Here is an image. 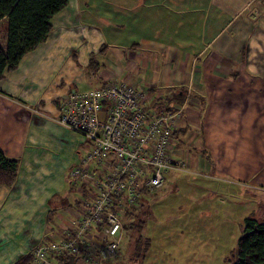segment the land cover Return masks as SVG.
Returning <instances> with one entry per match:
<instances>
[{
  "label": "crops",
  "instance_id": "obj_1",
  "mask_svg": "<svg viewBox=\"0 0 264 264\" xmlns=\"http://www.w3.org/2000/svg\"><path fill=\"white\" fill-rule=\"evenodd\" d=\"M149 1L70 0L48 39L0 79V149L20 161L16 184H0V264L60 240L76 215L78 204L68 205L81 191L69 172L82 159L83 138L57 121L72 90L126 82L145 93L148 106L186 87L175 157L198 141L200 168L235 162L241 193L242 179L259 175L264 0Z\"/></svg>",
  "mask_w": 264,
  "mask_h": 264
},
{
  "label": "built area",
  "instance_id": "obj_2",
  "mask_svg": "<svg viewBox=\"0 0 264 264\" xmlns=\"http://www.w3.org/2000/svg\"><path fill=\"white\" fill-rule=\"evenodd\" d=\"M144 98L134 85L112 80L72 90L60 102L57 121L83 138L82 159L69 178L85 198L62 231L67 238L32 250L35 264H51L53 251L79 254L80 264L115 258L125 213L144 206L145 193L161 188L168 172L188 166L174 151L189 97L181 106L170 100L172 94L148 106Z\"/></svg>",
  "mask_w": 264,
  "mask_h": 264
},
{
  "label": "rangeland",
  "instance_id": "obj_3",
  "mask_svg": "<svg viewBox=\"0 0 264 264\" xmlns=\"http://www.w3.org/2000/svg\"><path fill=\"white\" fill-rule=\"evenodd\" d=\"M7 24L6 20L0 22L2 46L6 44ZM194 148L184 147L179 157L189 162L185 169L168 172L164 188L145 193V210L150 214L144 229L126 230L120 254L104 264H233L244 219L264 212L260 195L264 190L253 187L264 189V160L259 175L242 179L245 191L241 193V177L231 172L235 162L228 161L222 169L217 161L215 171H208L196 160L198 141ZM125 217L131 221L126 213ZM139 236L145 238L143 250L135 255L132 239Z\"/></svg>",
  "mask_w": 264,
  "mask_h": 264
},
{
  "label": "trees",
  "instance_id": "obj_4",
  "mask_svg": "<svg viewBox=\"0 0 264 264\" xmlns=\"http://www.w3.org/2000/svg\"><path fill=\"white\" fill-rule=\"evenodd\" d=\"M69 1L0 0V22L5 20L8 22L5 33L6 44L2 46L0 43V79L7 72L17 69L26 54L37 49L40 44L48 39L53 32L52 19L68 6ZM105 50L106 45H103L99 53L103 54ZM189 96L190 91L183 87L181 90L174 91L173 98L170 100L181 106ZM19 166V159L6 156L0 149V184L13 187L18 178ZM72 188L74 187H70V194L75 192ZM72 196L74 197V195ZM80 196L81 198H79L77 193L74 203L68 206L78 204L79 207L82 199L85 198L82 193ZM66 202L68 201L61 203L62 207L66 206ZM145 205L138 210L126 213V216L131 218V221L128 222L127 217L124 216L125 231L134 230L135 232H141L144 229L147 217L150 214L149 211L145 210ZM260 211L255 216L251 215L244 219L243 233L238 239L234 254L236 259L233 264H264V212L260 214ZM62 238H67L65 233L62 234ZM61 240L56 241L60 242ZM143 240H145L143 236L132 239L136 248L135 255L143 250L141 247ZM56 241L54 240L47 244L49 245ZM78 258L79 254L53 251L50 263L54 264L56 260L57 264H80ZM32 261H34V255L33 252H29L20 256L15 264H29Z\"/></svg>",
  "mask_w": 264,
  "mask_h": 264
},
{
  "label": "bare ground",
  "instance_id": "obj_5",
  "mask_svg": "<svg viewBox=\"0 0 264 264\" xmlns=\"http://www.w3.org/2000/svg\"><path fill=\"white\" fill-rule=\"evenodd\" d=\"M62 239V238H61Z\"/></svg>",
  "mask_w": 264,
  "mask_h": 264
}]
</instances>
